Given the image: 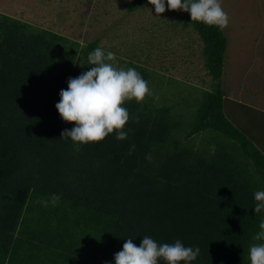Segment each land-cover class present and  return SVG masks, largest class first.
I'll return each instance as SVG.
<instances>
[{
	"label": "trees",
	"instance_id": "1",
	"mask_svg": "<svg viewBox=\"0 0 264 264\" xmlns=\"http://www.w3.org/2000/svg\"><path fill=\"white\" fill-rule=\"evenodd\" d=\"M147 4L132 0L128 10ZM170 11L199 35L211 88L179 82L203 95L170 99L162 78L131 62L125 68H136L152 95L123 105L127 138L114 130L80 145L60 139L75 122L55 105L68 78L92 67L99 41L83 46L0 13V264H114L127 238L139 246L144 235L199 247L192 264H250L249 246L264 242L254 240L264 212L253 209L264 152L226 113L229 40L224 29ZM184 100H194V113L180 112Z\"/></svg>",
	"mask_w": 264,
	"mask_h": 264
},
{
	"label": "rangeland",
	"instance_id": "2",
	"mask_svg": "<svg viewBox=\"0 0 264 264\" xmlns=\"http://www.w3.org/2000/svg\"><path fill=\"white\" fill-rule=\"evenodd\" d=\"M131 1L0 0V13L60 33L83 46L98 40L100 48L115 53L119 67L133 62L149 69L154 80L162 78L168 91L161 92L170 99L193 94L179 82L210 89L213 81L205 68L203 43L191 27L183 26L187 21L167 8L156 16L149 3L130 13ZM220 2L229 16L221 81L229 96L225 98L226 113L237 116L233 122L264 150V0ZM194 90V96L203 95ZM193 101H182L185 105L180 112L194 113Z\"/></svg>",
	"mask_w": 264,
	"mask_h": 264
},
{
	"label": "clouds",
	"instance_id": "3",
	"mask_svg": "<svg viewBox=\"0 0 264 264\" xmlns=\"http://www.w3.org/2000/svg\"><path fill=\"white\" fill-rule=\"evenodd\" d=\"M154 12L181 10L190 14L191 21L215 26L222 30L229 24L228 13L220 0H148ZM112 51L97 47L87 57L92 67L77 77H69L67 88L59 92L60 100L55 107L63 121L75 122L74 126L61 133L60 139L73 143L89 144L103 141L115 130V139L125 140L128 132L124 127L130 115L123 105L127 101L141 102L152 91L141 73L134 67H119ZM135 145H130L129 154ZM151 159V157H147ZM255 213L264 212V190L254 192ZM254 240L264 241V218L258 225ZM133 238H127L122 250L114 254V264H192L200 254L199 247L185 246L180 240L174 243H158L148 235L142 236L137 246ZM250 264H264V242L249 246Z\"/></svg>",
	"mask_w": 264,
	"mask_h": 264
},
{
	"label": "crops",
	"instance_id": "4",
	"mask_svg": "<svg viewBox=\"0 0 264 264\" xmlns=\"http://www.w3.org/2000/svg\"><path fill=\"white\" fill-rule=\"evenodd\" d=\"M246 110H248V111H250V109L249 108H246ZM259 113V112H258ZM264 114V113H263ZM254 142L256 143V144H258L255 140H254ZM258 146V145H257ZM259 148H260V146H258ZM261 149V148H260ZM262 150V149H261ZM263 152H264V150H262Z\"/></svg>",
	"mask_w": 264,
	"mask_h": 264
}]
</instances>
